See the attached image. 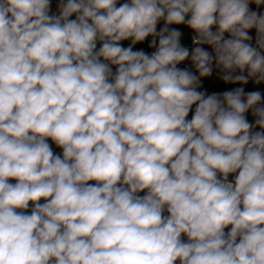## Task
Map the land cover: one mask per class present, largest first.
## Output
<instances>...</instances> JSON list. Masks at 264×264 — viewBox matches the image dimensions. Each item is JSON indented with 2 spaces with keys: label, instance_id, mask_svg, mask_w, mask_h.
<instances>
[{
  "label": "clouds",
  "instance_id": "clouds-1",
  "mask_svg": "<svg viewBox=\"0 0 264 264\" xmlns=\"http://www.w3.org/2000/svg\"><path fill=\"white\" fill-rule=\"evenodd\" d=\"M118 3L0 0V264H264V0Z\"/></svg>",
  "mask_w": 264,
  "mask_h": 264
},
{
  "label": "trees",
  "instance_id": "trees-1",
  "mask_svg": "<svg viewBox=\"0 0 264 264\" xmlns=\"http://www.w3.org/2000/svg\"><path fill=\"white\" fill-rule=\"evenodd\" d=\"M250 8L252 10H257V11H260V12H264V5H261L259 7V9H257V6L255 4H251ZM172 26H174V25H172ZM178 27L181 30H184V32H185V38H184V42L183 43H185V42H192L193 43L194 37H195V33L191 29H189L187 26H185V25H181V26H178ZM215 30L216 29L213 28V31H215ZM249 35H251L253 37L252 44H253V46H255V35H256L255 29L249 30ZM225 37L226 38L228 37L227 33L225 34ZM203 47H205L208 51H211V47L210 46L204 45ZM217 73H218V70L215 69V67H214L213 75L211 77H209V78H204L203 79V85H202V88L200 90H205L206 89L209 93H211V92H222V91L229 90V89L235 88V87H244L246 92L259 90V91L262 92V94H264V83H262L260 85H256L252 80H249V83L247 85L225 84L223 81H221L219 79ZM194 107L195 106H193V111H194ZM191 115H192V112L189 113L188 119L191 118ZM247 117H248L250 122H252L253 119H254L251 116L250 112L247 114ZM256 130L258 131L259 129H256Z\"/></svg>",
  "mask_w": 264,
  "mask_h": 264
},
{
  "label": "built area",
  "instance_id": "built-area-1",
  "mask_svg": "<svg viewBox=\"0 0 264 264\" xmlns=\"http://www.w3.org/2000/svg\"><path fill=\"white\" fill-rule=\"evenodd\" d=\"M163 23H164L163 21H161V22L159 23L160 28L163 27ZM170 27H172V25H171ZM183 44H184L185 46L189 47V48L195 47L194 42H193V43H192V42H185V43H183ZM178 67H189V68H191V63H190V61H185V62H183L181 65H178ZM113 71H115V67H114V66H113ZM48 142H49V144H51V146H52L54 152H56V153L62 155V149H61V148H58V147H57V146L51 141V139H49ZM229 179H230V180L233 179V175H230V176H229ZM9 182H10V183H16L15 180H10ZM89 183H95V182H94V181H90ZM145 191H146V190H145ZM144 194H145L144 192H141V193H140V195H144ZM43 202H44V201H43V199H42V200L40 201V203H43ZM29 205H30V207H29L28 210H31L32 202H29ZM28 210H27V211H28ZM165 214H167V213H165ZM228 230H230V226H229V229H226V231H228ZM184 239L186 240L187 237H184Z\"/></svg>",
  "mask_w": 264,
  "mask_h": 264
},
{
  "label": "crops",
  "instance_id": "crops-1",
  "mask_svg": "<svg viewBox=\"0 0 264 264\" xmlns=\"http://www.w3.org/2000/svg\"><path fill=\"white\" fill-rule=\"evenodd\" d=\"M123 2H125V0H119V3H123ZM119 3H118V6H119ZM51 13L58 14V12H57V0H51ZM178 26H181V25H174V27H178ZM159 29H160V25L158 24L157 30H159ZM149 39H150V37H149ZM144 45H147L146 42L143 44V46ZM98 47H99V44H98Z\"/></svg>",
  "mask_w": 264,
  "mask_h": 264
},
{
  "label": "rangeland",
  "instance_id": "rangeland-1",
  "mask_svg": "<svg viewBox=\"0 0 264 264\" xmlns=\"http://www.w3.org/2000/svg\"><path fill=\"white\" fill-rule=\"evenodd\" d=\"M181 31H182V33H183L182 38H181V42H184L185 32H184V30H181ZM121 43H122L125 47H127L128 44L130 43V41H123V42H121ZM143 44H144V43H143ZM143 44H138V45H136V46L134 47V50H135V48H139V47L147 48V47H146L147 45H144V46H143ZM149 51H151V49H150ZM30 212H31V210H28V214H30Z\"/></svg>",
  "mask_w": 264,
  "mask_h": 264
},
{
  "label": "water",
  "instance_id": "water-1",
  "mask_svg": "<svg viewBox=\"0 0 264 264\" xmlns=\"http://www.w3.org/2000/svg\"><path fill=\"white\" fill-rule=\"evenodd\" d=\"M172 27H174V26H172ZM175 28H178V29H180L179 27H175ZM146 50H148V51H149L150 49H147V48H146Z\"/></svg>",
  "mask_w": 264,
  "mask_h": 264
}]
</instances>
